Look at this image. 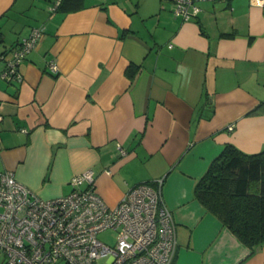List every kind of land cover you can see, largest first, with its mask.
Returning a JSON list of instances; mask_svg holds the SVG:
<instances>
[{"label":"crops","instance_id":"0c3cea01","mask_svg":"<svg viewBox=\"0 0 264 264\" xmlns=\"http://www.w3.org/2000/svg\"><path fill=\"white\" fill-rule=\"evenodd\" d=\"M48 1L0 0V50L45 30L19 64L22 81L0 79V170L52 198L92 169L110 205L162 178L172 264H264V245L248 255L193 196L225 143L264 148V8L204 0L183 21L167 0H83L67 12ZM131 64L141 67L132 83Z\"/></svg>","mask_w":264,"mask_h":264},{"label":"built area","instance_id":"2783aa9c","mask_svg":"<svg viewBox=\"0 0 264 264\" xmlns=\"http://www.w3.org/2000/svg\"><path fill=\"white\" fill-rule=\"evenodd\" d=\"M167 1L173 15L187 21L204 0ZM249 1L264 8V0ZM44 31L43 25L32 27L16 45L0 50V79L22 81L19 64ZM48 67L56 73L54 61ZM162 182L137 183L110 205L98 193L92 169L72 175L71 190L52 198L34 193L11 170H0V264H95L104 257L107 264H172L176 224L163 201ZM108 229L116 232L113 244L98 238Z\"/></svg>","mask_w":264,"mask_h":264},{"label":"trees","instance_id":"16d2710c","mask_svg":"<svg viewBox=\"0 0 264 264\" xmlns=\"http://www.w3.org/2000/svg\"><path fill=\"white\" fill-rule=\"evenodd\" d=\"M82 2L59 0L56 10H77ZM140 69L134 64L126 68L131 83ZM258 108L247 114L259 112ZM193 196L248 248V255L264 245V148L247 153L225 143L195 182Z\"/></svg>","mask_w":264,"mask_h":264},{"label":"rangeland","instance_id":"374dc122","mask_svg":"<svg viewBox=\"0 0 264 264\" xmlns=\"http://www.w3.org/2000/svg\"><path fill=\"white\" fill-rule=\"evenodd\" d=\"M50 1V2H49ZM48 3L54 2L55 0H49ZM115 236H116V232L113 230H105L103 232H100L98 234V238L104 242H107L109 244H113L114 240H115ZM95 264H107V258H100L98 259Z\"/></svg>","mask_w":264,"mask_h":264}]
</instances>
